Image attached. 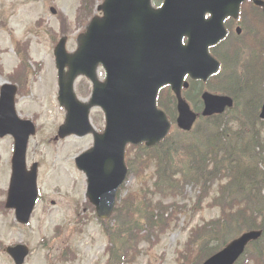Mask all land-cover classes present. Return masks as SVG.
Listing matches in <instances>:
<instances>
[{
  "label": "water",
  "instance_id": "water-1",
  "mask_svg": "<svg viewBox=\"0 0 264 264\" xmlns=\"http://www.w3.org/2000/svg\"><path fill=\"white\" fill-rule=\"evenodd\" d=\"M244 0H165L161 8L151 0H105L99 6L104 16H96L78 37V49L68 52L67 37L55 48L59 70V101L67 110L59 136L94 134V145L76 158L88 176L90 201L98 216L113 214L116 196L128 175L125 151L129 143L145 142L154 146L169 133L171 123L157 107V92L171 84L178 97V126L191 130L197 114L182 98L184 77L207 80L219 69L209 47L225 34L224 19L237 16ZM264 7V1L256 0ZM56 13V10L52 8ZM212 13L210 19L205 18ZM189 36V43L182 39ZM108 72L105 82L98 78V67ZM84 75L93 83L89 102L76 94V79ZM18 87L5 83L0 95V136L15 138L13 174L6 206L16 209L21 223L30 221L38 199V164L29 170L26 152L30 136L36 133L31 120L21 119L16 110ZM204 116L223 113L232 107L229 96L203 94ZM101 106L106 113V129L99 133L90 122V110ZM260 117L264 119V105ZM262 230H250L232 240L203 264H235L249 243L262 236ZM17 264L29 254L26 245L7 248Z\"/></svg>",
  "mask_w": 264,
  "mask_h": 264
},
{
  "label": "rangeland",
  "instance_id": "rangeland-1",
  "mask_svg": "<svg viewBox=\"0 0 264 264\" xmlns=\"http://www.w3.org/2000/svg\"><path fill=\"white\" fill-rule=\"evenodd\" d=\"M80 2L0 0V89L4 82L11 81L8 76L21 64L16 51L18 43L29 42L28 82L23 93H18L17 110L21 117L34 120L38 127L29 140L27 164L31 167L34 162L39 163L41 194L28 225L19 224L12 210L0 207V264H15L5 247L17 243H25L31 249L25 264H107L109 238L95 208L88 203L87 177L75 161L78 154L92 146L93 136L55 139L58 128L65 121L66 110L58 101L54 49L64 34L68 37V50L77 48V37L84 31L87 18L78 13ZM101 2L97 0L96 5ZM51 7L57 10V14L52 13ZM94 13L100 14L97 6ZM247 24L244 27L249 31ZM250 30V34L255 31L254 34L263 39L260 26L253 25ZM242 44L245 43H233L238 46L235 53ZM252 50L257 53L253 48L248 52ZM226 54L232 55L233 52ZM245 66L246 63H243ZM76 88L81 98H89L91 84L87 79L80 78ZM91 120L99 131L104 129L105 118L100 109L92 110ZM171 133L177 137L180 132L174 125ZM13 150L11 136L0 138V206L8 191ZM152 175V171L147 173L150 183L153 182ZM147 179L132 175L125 185L123 196L140 189ZM187 188L189 197L184 205H188L183 213L170 223L159 240L154 238V244L143 241L140 244L141 253L129 264H177V252L183 249L190 230L220 215L218 206L209 205L210 198L199 205L196 203L197 189L190 185ZM71 250L76 253L74 258L71 257Z\"/></svg>",
  "mask_w": 264,
  "mask_h": 264
},
{
  "label": "trees",
  "instance_id": "trees-1",
  "mask_svg": "<svg viewBox=\"0 0 264 264\" xmlns=\"http://www.w3.org/2000/svg\"><path fill=\"white\" fill-rule=\"evenodd\" d=\"M95 1L83 0L80 15L90 17ZM28 44L18 43L21 64L8 76L22 93L30 70ZM232 60L237 62V54ZM222 79L221 84L208 86L233 95V108L201 118L192 132L169 135L155 147L139 145L128 150L131 173L144 177L152 171L154 181L121 198L111 221L104 222L110 238L108 264L133 262L143 241L154 244V238L159 240L186 207L177 202L189 197V185L199 190V204L210 198L209 205L218 206L220 215L190 231L184 248L178 251V264H202L244 230L264 231V121L259 117L264 68L256 58L246 71L236 68ZM201 87L202 82L193 81L187 93L198 111L202 108L198 99ZM158 104L175 116L176 99L171 92L161 95ZM170 198L173 201L166 203ZM238 264H264V233Z\"/></svg>",
  "mask_w": 264,
  "mask_h": 264
},
{
  "label": "flooded vegetation",
  "instance_id": "flooded-vegetation-1",
  "mask_svg": "<svg viewBox=\"0 0 264 264\" xmlns=\"http://www.w3.org/2000/svg\"><path fill=\"white\" fill-rule=\"evenodd\" d=\"M163 1L164 0H159V6L160 5H162V3H163ZM247 5H249V3H246ZM249 12H251V13H254L253 11H252V9H249ZM235 22H237V21H235ZM226 24H227V27H228V30H229V32L231 31V29L235 26L236 27V23L234 24V20L233 19H231V18H227L226 19ZM242 30H243V28H242ZM103 74H104V78H106V72L104 71L103 72Z\"/></svg>",
  "mask_w": 264,
  "mask_h": 264
}]
</instances>
